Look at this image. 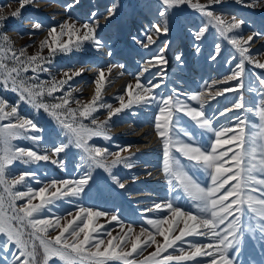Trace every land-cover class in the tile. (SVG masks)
I'll return each instance as SVG.
<instances>
[{"label":"snow or ice","instance_id":"snow-or-ice-1","mask_svg":"<svg viewBox=\"0 0 264 264\" xmlns=\"http://www.w3.org/2000/svg\"><path fill=\"white\" fill-rule=\"evenodd\" d=\"M223 2L224 0H207L208 5ZM242 2L243 0H236V3ZM33 3L34 0H19V7L10 13L11 17L18 18L25 6ZM79 3L80 0H74L67 8L72 9ZM160 5L158 18L143 33L147 43L137 36H132L135 44L147 49L156 42L153 35L157 39L168 36L175 27L174 10L187 5L207 17L206 22L198 29H188L195 41L193 48L196 54L201 53L200 42L206 39L209 28H214L219 37L226 40L239 54V62L231 68L230 74L223 80L206 84L205 91L185 94L184 98H181L179 90L175 88L173 95H157L155 89L160 88L167 76L166 53L171 41L165 40L164 46L141 67L135 84L126 85L125 94L117 97L118 107H113L110 103H100L102 89L107 80L105 70L101 69L94 81L95 94L91 100L82 105L77 100L78 107L72 108L70 92L59 97H54L53 94L61 91L74 77L80 76L83 68L70 70V74L69 71H64L63 75L67 79L55 81L53 78L54 82H51L50 86L39 80L38 75L28 77L25 74L29 70L34 74L49 72V68L42 65L51 63V57L58 53L67 54L74 49L79 50L85 43H90L97 51L102 50L105 44L98 35L102 26L97 11L93 10L91 19L83 23L78 24L76 19H72V22L66 20L59 24V31L53 26L47 33L48 38L40 44L41 49H48V57L25 56L23 49L17 53L12 49L10 42L7 48L0 46V86L4 90L18 93V104L23 102L30 105L37 114L43 110L67 139V142L61 141L54 146L51 155L48 154L46 146L41 154L36 149L41 148L44 137L34 133H43L45 129L32 118L21 115L17 106H12L0 98V253H3L0 258L11 253L12 264H50L53 258L62 264H237L246 238L256 239L258 233L264 241V77L253 74L256 75L258 86L255 81L245 79L246 63L264 69V63L254 61L250 54L254 39L264 33L253 32L246 39L229 35L234 30H241L245 21L234 16L228 21L223 15L206 10L205 5L193 3L192 0H160ZM246 6L254 8L258 5L251 3ZM117 7L118 5L113 4L107 8V15L104 16L106 25L116 17ZM5 19L7 17L0 15V22ZM32 27L40 30L43 25L37 21ZM65 36L67 39H62ZM3 39L8 42L6 35ZM112 54L109 48L108 56ZM220 55L222 44L216 42L214 51L208 57L209 62H215ZM183 56L181 51L177 52L175 57L181 67L184 65ZM235 59V56H230L226 63L231 66ZM5 60L12 61V65L9 66ZM153 68L157 69L155 73H151ZM107 71L110 73L112 68L109 67ZM145 73H150L152 79L159 78L160 82L153 84L150 79L146 86L142 83ZM233 81L235 84L230 83ZM218 84L225 86L211 91L214 85ZM245 91L255 93L256 99L247 100ZM227 93L233 94L234 103L218 114L209 116L206 112L208 100H216ZM45 96L58 102L47 103L44 101ZM188 101H195L199 107ZM136 106L158 108L153 126L162 145L163 176L170 191L182 189L190 198L195 213L183 210L171 199L155 202L144 211L151 213L166 210L167 215L162 218H147L146 224L150 225L153 231L141 227L139 232H134L132 224L125 230L118 215L112 214L110 222H117L123 233L116 236L112 235L107 225L97 222L109 213L92 206L75 203L74 214L68 211L66 216L71 219L65 220L64 214L55 211L56 202L79 201L94 181V170L103 169L115 185L125 189L126 184L113 175V169L117 165H123L127 169L133 168L132 156L122 155L128 152L131 145H117L118 150L112 152L106 147L90 144L89 141L94 137L111 140V118L125 110L131 111ZM98 108H107L106 120L98 121L93 117ZM234 111L239 115L233 116L230 124L226 123L219 128L215 126L219 117ZM248 114L257 117L258 122L250 120ZM132 115L137 113L132 111ZM183 117H187L198 130L214 136L208 148L202 149L193 142L194 133L182 123ZM87 119H91V125L94 127L84 123ZM21 139L30 141L33 147L14 143ZM71 148L82 152L80 163L76 164V174L71 178H52L44 182L40 181L34 172L15 174L12 170V166L18 161L25 165L44 161L57 165L64 171L66 163L61 154H67ZM177 153L187 163H183ZM186 164L202 168L208 174L207 187L200 186L190 176L185 169ZM30 179L41 183L42 186L34 189L28 184ZM21 185L26 190H17V186ZM18 201L24 203L18 204ZM44 211L50 215L41 217ZM62 220L65 222L62 223ZM181 223L183 226L179 227ZM50 229H58V233L50 235ZM177 229L178 234L173 235ZM157 235L163 238V242L157 241ZM142 236H146V239L142 240ZM193 236L205 238L207 242L186 240L187 237ZM150 245H156L155 251L137 262L135 256ZM183 245H187L191 251H186ZM38 249L43 250L42 260L39 259ZM169 249L180 254H165Z\"/></svg>","mask_w":264,"mask_h":264},{"label":"rangeland","instance_id":"rangeland-1","mask_svg":"<svg viewBox=\"0 0 264 264\" xmlns=\"http://www.w3.org/2000/svg\"><path fill=\"white\" fill-rule=\"evenodd\" d=\"M159 1L160 0H80L79 5L72 9H68L67 5L73 4L74 0H34L33 4L25 6L18 18H13L10 13L19 7V0H0V15L7 17V19L0 22V46L7 48L10 42L12 49L17 53L23 49L25 56L42 55L48 57V49H41L40 44L43 40L48 38L47 33L53 26L59 31V24L66 20L72 22V19H76L78 24L83 23L91 19L90 14L93 10L97 11L99 23L102 26L98 35L102 38L105 44V47L102 50L97 51L90 43H85L79 50L74 49L70 53H58L54 57H51V63H44L42 65L43 67H48L49 72H39L38 74H34L29 70L25 74L28 77L38 75L39 80L45 81L50 86L51 82H54L53 78H55V81L67 79L63 75L64 71H69L70 74V70H79L83 68L80 76L74 77L73 80L69 81L61 91L53 94L54 97H59L70 92L72 97L70 100V106L72 108L78 107L76 103L77 100H79L81 105L86 104L91 100L92 96L95 94L94 81L98 75V71L101 69L105 70L107 80L105 87L102 89V100L100 103H110L113 107H118L119 101L117 97L125 94L126 85L135 84L136 75L140 72L141 67L146 65L147 60L164 46L165 40H170L171 45L166 53L170 67L166 69L167 76L164 78V82L170 78L175 79V74L182 75L187 70L185 65L181 67L175 59L177 52L181 51L183 53L186 51L192 52L191 62L193 67H195V64L201 62L198 67L202 66V72L203 70H206L207 73H204L203 76L196 77L197 79L200 78V80L195 82L193 88L189 91L185 87H177L175 85L176 83H173L170 80V83L168 82L169 85L165 83L162 88L155 89L157 95L163 97L173 95V89L175 88L179 90L181 98H184L185 94L191 95L205 91V85L210 84L209 74L211 73V69L212 74L215 71H219L220 80H223L228 74H230L231 68L235 66V63L239 62V54L226 40L219 37L214 28H209L206 34V39L200 42L202 51L199 55L196 54L195 49L193 48L195 41L188 29H198L199 26H202L206 22L207 17L194 9H186L183 7L174 10L176 12V17L174 19L175 27L173 31L168 36H162L160 39H157L156 36L153 35L154 41L156 42L149 48L145 49L132 41V36H137L147 43V39L143 33L146 32L151 23L158 18L155 14L158 13V9L161 7ZM192 2L205 5L206 10L221 14L228 21H231L233 16L236 19H243L245 21L241 30H234L233 33H230L229 35H235L246 39L247 36L252 35L253 32L258 31L264 33V0H243L242 3H236V0H224L221 4L213 5H208L207 0H192ZM251 3H257L258 6L254 8L246 6ZM113 4L118 5L116 9L117 15L106 25L104 16L107 15V8ZM37 21L41 22L43 25L40 30H35L32 27L33 23ZM29 33L32 34L29 35ZM4 35L8 37V42L4 41ZM62 39L66 40L67 37H62ZM216 42L222 44V55H220L215 62H209L208 57L210 53L214 51V44ZM109 48L113 53L112 56H108ZM250 54L254 61L264 63V35L258 36L254 39V42L250 46ZM230 56L236 57L231 66L226 63L227 58ZM183 60L185 61L184 56ZM4 62L9 64V66L12 65V61L5 60ZM90 64L92 67H88V70H94V75L86 77V66ZM109 67L112 68L110 73L107 71ZM214 68L216 69L214 70ZM156 70V68L151 69V73H155ZM146 74L147 73L142 77V83L147 86L148 81L152 79V75L150 73L148 75ZM253 74L264 77V69L255 67L254 64L246 63V81H255L258 86L256 75ZM159 81L160 79H157L152 83L155 84ZM230 83L235 84L234 81ZM92 84H94V88L90 94L85 89ZM227 95L234 103L233 94L227 93ZM245 97L249 101H254L256 99L255 93H249L247 91H245ZM0 98L5 99V101L12 106H17L21 115L26 118H32L34 122L38 123V125L45 129L43 133H34L42 134L44 137L41 141V148L36 149L41 154H43L45 146L47 147L48 154L51 155V149L54 146H57L61 141L67 142L66 137L62 135L61 129L46 113L43 112V110H40L39 114H37L36 110L30 105L23 102L18 104V93L11 90H4L2 86H0ZM125 98L127 99V97ZM44 101L47 103L58 102L47 96L44 97ZM188 102L195 107H199L195 101ZM144 109H150L152 111V116L148 123L152 124V127L154 128V115L158 111V108L155 106H136L131 111L125 110L123 113L111 118V126L109 129V135L112 137L111 140L106 141L102 137H94L89 141L90 144L106 147L112 152L118 150L117 145H131L128 152L122 153V155L132 156L134 163L133 168L127 169L123 165H117L113 169V175L126 184L125 189H120L115 185L107 173V176L102 173L103 169L94 170V181L91 183V187L87 190V193L81 195L79 201L69 203L60 200L56 202L57 208L55 211L59 214H64L65 220L71 219V217L66 216L68 211H72L74 214L75 203H79L83 206H92L109 213L108 216L99 218L97 222L101 225H107L108 230L112 232V235L116 236L122 235L123 233H121L120 225L117 224V222H110V216L112 214L118 215L124 224L125 230L129 224H132L134 232H139L141 227L153 231L151 226L146 224L147 218H162L164 215H167L166 210L151 213L144 211L145 209L152 207L155 202H162L171 199L183 210L195 213L196 210L192 206V201L185 193H183L182 189L170 191L167 186V182L162 173V145L159 138L156 140V142L158 141V150L155 155H157V159L160 161L159 168L162 176L160 178V181H162V189L158 194L155 192L156 190L152 191L146 189V185L144 184H147L148 178H140L143 174L147 175L146 171L144 169L142 171L135 169V165L141 163V160H148V156L146 155L149 150L143 152L135 151L133 145L134 143L136 144V142L129 140L130 134L133 132L130 133L128 130L123 134L117 132V127L127 125L130 127L132 126V128L136 130L138 125H133L134 121L140 124H143L146 121V119H144L146 113L142 112ZM132 111H135L137 115H132ZM206 112L209 116L214 114V111L209 112V110H206ZM107 113V108H98L93 114V117L98 121H104L108 118ZM236 115H239V113L235 112L233 116ZM231 118H225L223 120L218 119L215 126L219 128L226 123L230 124ZM248 118L258 122V118L252 114H248ZM7 122L8 121H3V123ZM84 123L90 127H94V125H91V119L84 120ZM182 123L194 133L192 139L195 144L202 149H206L210 146V140L211 138H214L211 133H205L202 130H198L193 124H191L187 117L182 118ZM14 143L19 146L33 147L30 141L22 139L14 141ZM81 155L82 152L75 148H71L67 154L62 153L61 158H65L66 163V170L64 171H62L57 165L44 161L28 165L18 161L12 166V170L15 174L24 171L34 172L39 177V180L44 182H48L52 178H71L76 174V164L80 163L79 158ZM176 155L183 163H187L183 157H179L178 153ZM185 169L200 186L207 187L209 176L202 168L186 164ZM28 184L34 189H38L42 186L41 183L31 179L28 180ZM149 185L152 184L148 183V186ZM17 190L23 191L26 189L21 185L17 186ZM138 192L144 193L146 196H144V199L142 200L133 201V199L130 198V195ZM152 195L158 197H152ZM69 199L71 200L72 198ZM35 202L38 201H34V203ZM17 203L23 204L24 201H18ZM49 215L50 214L47 211L41 213V217H47ZM65 220H62V223L65 222ZM182 226L183 224L181 223L179 227ZM57 233L58 229L56 231L50 229V235L54 236ZM176 234H178V229L173 233V235ZM107 238L108 237H105V239ZM141 239H146V236H142ZM186 240L201 243L207 242L205 238L195 236L187 237ZM157 241L163 242V238L157 235ZM128 247L130 248V241ZM155 247L156 245L146 246L139 255L135 256V260L137 262L142 261L145 256L155 251ZM183 247H185L186 251H191L187 245H183ZM38 251L40 253L39 259L42 260L43 250L38 249ZM165 254L180 253L169 249L168 253ZM11 256L12 254L9 253L7 257L0 258V264H12ZM0 257H3V253H0ZM50 264H62V262L53 258V261L50 262ZM115 264H119V262H115ZM181 264H192V262H181ZM237 264H264V241L261 240L258 233L256 239L246 238L243 250L237 258Z\"/></svg>","mask_w":264,"mask_h":264},{"label":"bare ground","instance_id":"bare-ground-1","mask_svg":"<svg viewBox=\"0 0 264 264\" xmlns=\"http://www.w3.org/2000/svg\"><path fill=\"white\" fill-rule=\"evenodd\" d=\"M183 7L186 9H191L187 5L181 6V8H183ZM155 15L158 16V13ZM153 40H154V38H153ZM184 57H185L184 65L187 67V70L185 71V73L182 75L175 74V77H176L175 79L170 78V79L166 80L163 84H161L160 88H162L165 83H167V84H168V82L170 83V80H171L173 83H176L175 85L177 87H185L189 91L190 89L193 88L194 83L198 82L200 80V78L197 79L196 77L203 76L204 73H207L206 70H203V72H202V66L198 67V65H200L201 62L198 64H195V67H193L192 62H191L192 52L186 51L184 53ZM167 59H168V57H167ZM168 63H169V61H168ZM88 67L91 68L92 65L90 64V65L86 66L85 76L91 77L94 75L93 74L94 70H92V69L88 70ZM169 67L170 66L168 64L167 69ZM215 69L216 68H214V70ZM148 74L149 73H147L146 75H148ZM209 75H210L209 76L210 84L212 83V81H219L220 80L219 71H215L212 74V69H211V73ZM157 79H159V78L153 79L152 82L156 81ZM82 84H83V82H82ZM223 86L224 85H219V84L214 85V87L211 89V91H214L216 88H222ZM93 88H94V84L89 85L88 87H86V89L84 86V89L90 94L93 91ZM232 103H233V101L230 100V97L227 94H225V96H223V97H217L216 100L209 99L207 104H206V110H209V112L214 111V113L218 114L220 111H223V109L225 107L230 106ZM142 112L146 113V116L144 117V119H146L145 123H143V124L141 123L142 124L141 125L140 123L134 121L133 125H135V126L138 125L136 130L133 129L132 126L130 127L127 125L126 126L121 125V126L117 127V132H120L123 134H125L128 130L130 131V133L133 132L132 134H130L129 140H131L132 142H136V144L134 143V145H133V147L135 148V151L143 152L145 150L146 151L149 150V151H147V155H146V156H148V160L147 161L141 160L140 161L141 163L135 165V169L139 170V171H142L144 169L146 171L147 175L143 174V176L140 178H148V181L146 180L147 184H144V185H146V189L152 190V191L156 190L155 192L158 194V192L162 189V181H160V178L162 176H161L160 168H159L160 161H159V159H157V155H155L157 150H158L157 149L158 141L156 142L158 137L155 135V131H154V128L152 127V124L148 123V121L151 119L152 111L150 109H144ZM234 114H235V111L232 113H226L223 117H219V120L220 119L223 120L225 118H231V117H233ZM149 172L151 173V175H148ZM102 173L107 176V174L104 173V171H102ZM148 183H151L152 185L148 186ZM144 196H146L144 193L138 192V193H133L132 195H130V198L133 199V201H138V200L144 199ZM152 197H158V196L152 195Z\"/></svg>","mask_w":264,"mask_h":264}]
</instances>
